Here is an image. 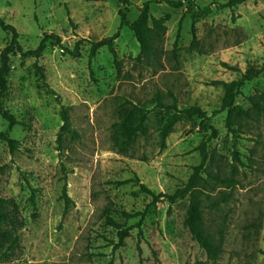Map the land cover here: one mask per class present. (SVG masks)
Wrapping results in <instances>:
<instances>
[{"label":"rangeland","instance_id":"374dc122","mask_svg":"<svg viewBox=\"0 0 264 264\" xmlns=\"http://www.w3.org/2000/svg\"><path fill=\"white\" fill-rule=\"evenodd\" d=\"M228 1L0 0V18L17 29L22 50L10 56L2 98L19 123L9 136L20 144L12 153L0 141V197L16 202L21 223L9 264H264V72L242 87L236 105L252 117L235 120L232 129L224 90L213 85L240 79L250 66L264 68V0L217 7ZM145 5L150 24L170 17L148 56L120 17L123 11L134 22ZM207 6L211 13L196 19V46L193 15ZM44 34L59 36L61 45L49 40L39 58L24 57ZM114 36L115 56L105 46L90 57L92 42ZM11 39L0 29V65ZM159 103L200 108L216 134L201 127V118L182 115L163 148L168 113ZM64 107L73 133L59 148ZM7 130L0 116V133ZM204 146L201 188L212 199L201 196L200 204L206 230L222 245L215 262L185 224L190 195L154 205L138 184H120L138 178L156 195H172L202 163ZM123 212H145L144 220ZM108 216L131 229L123 243Z\"/></svg>","mask_w":264,"mask_h":264},{"label":"trees","instance_id":"16d2710c","mask_svg":"<svg viewBox=\"0 0 264 264\" xmlns=\"http://www.w3.org/2000/svg\"><path fill=\"white\" fill-rule=\"evenodd\" d=\"M125 3H128V0H123ZM248 0H229L226 4H217L218 8H233L235 6L241 5ZM170 5H172L175 9H181L183 7V1H170ZM212 11L211 6H207L202 10H198L194 13V25H193V35L194 41L193 44L198 46L199 42L196 37L195 23L196 19L202 18L210 14ZM121 25L128 27L135 35L141 49L142 56H148L152 52L156 50V42L163 38L167 32V22L169 21V15L164 18L151 19L149 17L148 6L145 5L142 8V11L138 17V19L134 22H131L127 15L121 11ZM0 29L8 32L12 35V39L10 44L4 49L1 55V65H0V116L7 121L8 130L0 133V141L6 143L10 148L11 152L14 153L19 149V142L11 139L9 136V131L13 129L15 126L19 125L16 117L7 109L4 108L2 104V98L8 90V80L7 77L11 72L10 66V56L16 52H21V47L19 43V33L17 29L6 23L5 20L0 18ZM52 40L56 43V45H61V38L57 35L53 34H44V37L39 45V47L34 51H28L23 53V56H33L35 58H39L43 51L45 50V44L47 41ZM115 40L114 37L106 38L98 42H92L90 57L94 58L97 55L99 49L107 46L112 54L115 56V50L113 46V42ZM79 44H77L78 49ZM67 53L78 56L77 52H71L66 49ZM228 69L239 71L237 68L229 66L228 64H224ZM264 72V68L257 69L252 66L248 67V69L242 73L241 78L231 81H215L213 85L221 86L224 90L223 104L222 110L227 111V126L229 129H232L234 121L237 119H249L252 117L251 112L249 110H245L241 106L236 105V99L240 94L242 87L245 83L253 81L256 79L261 73ZM251 103L259 108V104L255 102L254 98H251ZM162 108H165L168 113V119L166 124L164 125L161 132V140L162 147L166 146V141L173 131V128L177 122L180 121L182 115L188 116L190 118L198 117L203 120L201 123V127L204 130H212L213 134H216L214 127L210 124V120L205 112H203L200 108L193 107L186 110H178L177 106L174 104L173 106L163 105L159 103ZM70 108L64 107L62 109V121L63 126L59 133L58 143L59 148H63V138L66 134L72 132V121L70 117ZM170 111H175L173 114H170ZM143 121L141 124L132 130L129 134V140L133 139L134 136L142 129ZM73 133V132H72ZM202 154L204 155L202 163L194 168V172L191 175L188 182L181 188H178L174 194L172 195H164L159 194L156 195L154 192L149 190L144 184L140 182L138 178H134L133 180H128L126 182L120 183H136L140 186L142 191L152 196L153 204L157 205L161 203L164 199H169L170 203H175L178 199L185 197L186 195H190V205L187 211V216L185 220V224L188 227L193 239L199 244L200 248L204 250L207 255L209 261L215 262L218 260L220 254L222 253V245L218 242L215 237L206 230L205 223V215L203 212V208L200 204V197L205 196L207 201H210L212 197L207 194L204 189L201 188L202 182V171L205 168V164L208 160V155L206 154L205 146L202 148ZM213 179L216 182L222 183L228 187H233L236 182L233 179L227 178L222 179L218 176H214ZM63 199L66 201V204L69 205L71 203V199L67 194V186L65 185L63 188ZM228 195H223V200H228ZM31 201L35 207V199L34 194L31 196ZM123 216L128 219H134L137 217H141L140 223L144 220L145 212L131 214L128 212H123ZM107 225L113 227L118 234L119 243H123V241L127 238L130 228H124L121 224H118L111 218L107 217L106 220ZM20 216L18 211V205L14 200L6 199L0 197V264H9V257L11 253H13L19 246L20 236L18 234V229L20 226ZM141 233V232H140ZM119 245V244H118Z\"/></svg>","mask_w":264,"mask_h":264}]
</instances>
